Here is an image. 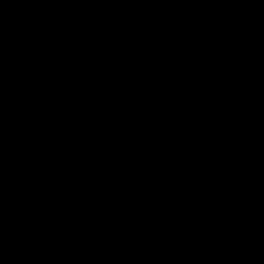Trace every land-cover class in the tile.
Returning <instances> with one entry per match:
<instances>
[{"label":"water","instance_id":"95a60500","mask_svg":"<svg viewBox=\"0 0 264 264\" xmlns=\"http://www.w3.org/2000/svg\"><path fill=\"white\" fill-rule=\"evenodd\" d=\"M0 264H264V0H0Z\"/></svg>","mask_w":264,"mask_h":264}]
</instances>
